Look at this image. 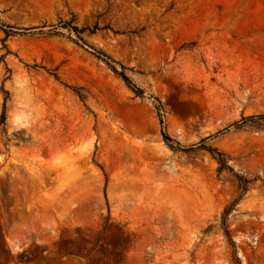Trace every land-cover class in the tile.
I'll list each match as a JSON object with an SVG mask.
<instances>
[{
  "label": "rangeland",
  "instance_id": "rangeland-1",
  "mask_svg": "<svg viewBox=\"0 0 264 264\" xmlns=\"http://www.w3.org/2000/svg\"><path fill=\"white\" fill-rule=\"evenodd\" d=\"M74 18L144 92L66 28ZM0 264H264V0H0ZM55 75H58V79ZM74 89L85 95L83 101ZM209 144L256 181L238 196Z\"/></svg>",
  "mask_w": 264,
  "mask_h": 264
},
{
  "label": "trees",
  "instance_id": "trees-1",
  "mask_svg": "<svg viewBox=\"0 0 264 264\" xmlns=\"http://www.w3.org/2000/svg\"><path fill=\"white\" fill-rule=\"evenodd\" d=\"M53 29L49 31V33H55L57 34L58 31L57 29L62 27L69 29L70 31L74 32L80 41H82V47L87 48L93 55H95L97 58L100 60L104 61L110 69L118 76L122 77L128 86L134 90L137 94H143V90L140 89L130 78V76L127 74V70L129 69L125 65H121L122 69H118L115 65L114 62H116L111 55H109L107 52H105L102 49H99L95 45H92L87 41L85 38L86 33L90 34H95L97 33L100 28L96 25L95 27H80L75 23V19L72 18L70 20H61L59 24L52 26ZM0 29L5 33L6 38H9L11 36H18V35H26L28 33L30 34H37L39 33H44L43 29L40 31H34L37 28H20L14 25H9V24H2L0 25ZM56 78L58 79V75H55ZM75 92L81 97L83 101H85L86 97L82 93H80L79 89H74ZM4 93L6 94V102L3 110V114L1 115V121H0V126L6 124L7 121V100L9 99L10 92L8 90H4ZM250 124L251 126H256L257 128H264V114H259V115H251L248 117L243 118V122H238L235 124L237 128H242L244 126H248ZM211 137L204 138L199 144L192 145L188 148H183V147H176L173 144V139L171 137H165V141L167 144L175 151H183L186 153H191L197 150H205L207 151L212 158L218 163V174L220 178H227V176H232L233 178L236 179L239 185V194L238 196L224 209L223 211V216H222V226L225 231V234L230 240L232 241L231 238V233L230 230L227 226V220L229 215L232 213V211L235 209V207L240 203V201L243 199V197L246 195V193L249 190V186L253 184L256 179H249L245 175L237 172L235 168L232 166V157L230 154L226 153L225 151L219 149L218 147H215L211 144H209L208 140ZM234 243V241H232Z\"/></svg>",
  "mask_w": 264,
  "mask_h": 264
}]
</instances>
